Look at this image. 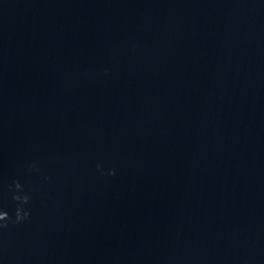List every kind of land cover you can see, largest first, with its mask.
<instances>
[{
	"label": "clouds",
	"instance_id": "9594fccd",
	"mask_svg": "<svg viewBox=\"0 0 264 264\" xmlns=\"http://www.w3.org/2000/svg\"><path fill=\"white\" fill-rule=\"evenodd\" d=\"M105 74H107V70H105ZM96 169L100 175H116L115 168L109 169L107 173H105L103 167L100 164H97ZM27 170L29 172H40L36 162L30 163ZM44 179L49 183L52 182V178L50 176H45ZM32 191H36V188L33 187L31 190L26 191L25 185L22 184L19 179H14L8 183L6 190H0V200L10 199L15 203L14 214H10L4 206L0 205V235L9 229L10 226L22 224L30 220L31 209L28 205H30L32 200Z\"/></svg>",
	"mask_w": 264,
	"mask_h": 264
}]
</instances>
